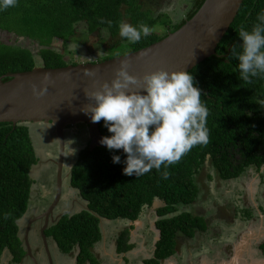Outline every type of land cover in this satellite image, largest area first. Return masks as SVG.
Returning a JSON list of instances; mask_svg holds the SVG:
<instances>
[{
	"label": "trees",
	"instance_id": "obj_1",
	"mask_svg": "<svg viewBox=\"0 0 264 264\" xmlns=\"http://www.w3.org/2000/svg\"><path fill=\"white\" fill-rule=\"evenodd\" d=\"M204 1L195 0L188 6L186 18L171 23L166 14H156L158 8L154 1L18 0L15 7L0 11V31L13 35L10 42L0 38V77L38 65H68L66 57L70 53L55 50L53 43L61 40L64 50L82 22L88 33L108 30L109 48L113 46L114 50L126 53L148 46L180 28ZM261 11H264V0H244L218 45L217 54L189 71L208 108L209 142L194 147L178 163L169 166L167 180L162 179L156 169L139 177L125 175L123 149L110 151L104 146L92 148L87 144L81 150L72 170L71 183L87 208L65 215L49 229L47 235L55 239L61 250L70 252L78 245L80 261L91 258L95 262L91 248L102 242L101 218L113 222L134 221L146 207H154L158 202L154 211L156 229H160L161 235L155 243L154 258L145 264H160L175 253L176 237L180 233L195 235L196 229L204 231L207 228L203 216L179 208L197 202L200 192L197 175L207 173L211 166L222 178L231 179L249 165L264 164V107L259 104L264 100V78H256L252 85H245L239 79V62L233 56V49L239 51L241 43L238 31L242 26L251 29L259 24L256 17ZM159 15H165V20ZM122 20L133 25H148L153 29L152 34L137 43L122 39L119 36ZM20 37L24 41H19ZM29 44L38 49H32ZM10 78L5 76L4 80ZM99 126L103 136L111 135L103 120ZM113 155H119L121 162L113 163ZM37 160L30 127L24 122L16 126L0 123V257L6 248L13 254L14 261H19L26 252L21 221L31 203L33 179L30 171ZM127 233L125 230L117 242L112 243L118 252L132 246L125 240Z\"/></svg>",
	"mask_w": 264,
	"mask_h": 264
},
{
	"label": "clouds",
	"instance_id": "obj_2",
	"mask_svg": "<svg viewBox=\"0 0 264 264\" xmlns=\"http://www.w3.org/2000/svg\"><path fill=\"white\" fill-rule=\"evenodd\" d=\"M17 2L0 0V11L15 7ZM256 20L260 23L251 29L240 28L239 51L233 49L239 62V79L245 85L264 78V11L257 14ZM152 31L145 24L133 25L126 20L119 23V36L132 43L147 38ZM84 74L94 76L95 71L86 68ZM133 85L141 90H130ZM46 91L47 85L33 86L37 97ZM85 94L94 101L86 113L93 123L103 120L111 133L103 136L100 143L110 151L123 149L126 154L125 175L139 177L156 169L167 180L169 166L178 163L194 147L209 142L207 105L193 74L184 69L160 68L140 78L130 74L127 59H121L111 83L105 81ZM259 104L264 107V100ZM112 159L113 163L121 162L119 155Z\"/></svg>",
	"mask_w": 264,
	"mask_h": 264
},
{
	"label": "flooded vegetation",
	"instance_id": "obj_3",
	"mask_svg": "<svg viewBox=\"0 0 264 264\" xmlns=\"http://www.w3.org/2000/svg\"><path fill=\"white\" fill-rule=\"evenodd\" d=\"M151 1L157 2V0ZM188 1V6H192L195 3V0ZM166 2V0H159L157 3H159V6H161ZM188 10L189 8L185 7V13L183 12L184 18H186ZM108 42L110 43V40ZM129 52L123 54H127ZM48 124L53 127L51 136H53L57 140L58 149L55 153L56 158H52L49 161L51 165H54L55 167L54 174L52 176L53 178L50 180V184H46L45 182L41 185V191L39 192V194L42 199L51 196V200L47 206H36L34 208L31 205L30 208H28L26 214L22 217L21 233L26 249V252L22 256V258L19 261H14L13 254L8 248H6L0 257V264H145L148 262V260L154 258L155 243L161 235L160 229H156L157 222H155L157 219V214L154 211V208L156 206H159L158 202H155L154 207H146L144 210L146 211V209H149L150 212L154 211L155 215L153 219L148 220L147 227L150 231L146 232L147 230H145L146 233L144 232L145 235L151 233V240H149L148 243L141 244L140 242H137L135 238L136 232L132 233V230L136 229V226H138L137 223H143L144 220H142V215L144 211L137 220L114 221L126 225V227H122L118 232L114 242H117L116 240H118L117 238L122 234V232L128 230V233L125 235V240H127L128 245H132L128 250H122L121 252H118L117 246L113 245L112 243L109 245L105 243L107 235L103 229V218H101L100 225L102 227L103 234L102 242L91 248L93 255L92 258L95 260V262H93L91 258H86L85 260H83V262H81L79 259V255H81V249L78 247V245L74 247L70 252H65L61 250V248L58 246V244L55 242V239L51 235H47L49 234V229L52 228L53 225L57 224L62 217L69 214H75L87 208V204L80 196L78 189L71 183V174L81 150L87 144H91V135L89 126L87 125L88 130H86L85 135L88 136V142L85 144V146L76 149L73 155V162L66 161L65 153L64 164L61 172V196L58 200L57 205L53 208L52 212L49 213V209L52 203L55 201L58 193L59 142L55 134V127L52 125V123ZM69 126H72V128L70 129V131H67ZM69 126H67L65 129V139L66 136L67 138L69 136L67 135L68 132L72 133V135L76 133V127L74 126V124ZM72 130L73 132H71ZM39 162L40 159L38 157L37 165H35L30 171V175L33 179L32 195L37 194L39 191L36 187L35 179V176L39 174L37 173L39 170ZM212 181H215L217 185L216 187L219 190L223 191V196L225 198L222 197L223 199H218L214 195L212 190ZM196 182L200 188L197 202L189 204L188 208L186 209L187 211H190L197 216H203L207 223V228L204 231L196 229L195 235L180 233L176 237L177 246L175 253L169 258L163 260L160 264H165L168 261L173 262V264H178L177 261L179 259L177 254L179 253H184L186 255V260L188 258H192V264H244L245 262L250 263V260L253 259V256H256L257 254L264 255V236L257 235L258 231H264V164H262L261 166H258L257 164L249 165L245 167V169L239 176L231 179L222 178L218 175L217 170L214 167L210 166L207 173L203 174L202 176H196ZM249 184L251 186V189H253L254 191L252 192L253 194H251V192L245 191L247 190V186H249ZM218 219H224L228 228L225 229L222 226H219L218 230H215L218 225ZM214 221L215 226H210ZM30 223L31 227L29 229L28 236L33 255L35 256L33 258L30 255H27V245L25 242V233ZM237 224H242L241 228L236 229ZM214 232L220 234V236H218L219 244H233V246H231L232 249H234V245L236 246L238 244L240 238L242 239L241 235L243 232H245V234L248 233L246 237L254 235L253 237H251V241H256L257 239L259 240V238L260 240L258 241V243H256V252L249 251L244 254L246 255L245 257H248V260H235L234 256L238 254V248L237 252L235 250L230 253L227 252V257L218 256V258L215 260V258L210 259V256L213 255L212 250H215L211 245L214 243ZM43 235H45L46 237L49 253L46 250V244ZM187 239L189 240L186 241ZM251 241L249 243H251ZM195 245H200V247L203 249L205 245L208 246V249H206V251L210 252L209 254L211 255L203 256L199 261H196V255L192 254L195 247H197ZM108 247H110L111 250H108ZM105 248H107V251L109 253L108 256H104L103 254V249Z\"/></svg>",
	"mask_w": 264,
	"mask_h": 264
},
{
	"label": "water",
	"instance_id": "obj_4",
	"mask_svg": "<svg viewBox=\"0 0 264 264\" xmlns=\"http://www.w3.org/2000/svg\"><path fill=\"white\" fill-rule=\"evenodd\" d=\"M243 1L205 0L197 12L180 28L148 46L127 54L102 61L68 64L60 67L38 65L31 70L0 77V123L8 122L16 126L20 122H45L52 123L55 127L59 142L58 193L49 213L57 205L61 196V172L66 153V127L76 123H85L89 126L91 147L104 146L100 143L103 137L100 122L93 123L90 115L85 111L90 104L94 103L88 99L85 91H91L105 81L111 83L121 59H127L130 74L140 78L145 73L160 68L169 71L192 70L205 59L217 54V47L235 20ZM86 68L93 69L95 75L86 76L84 74ZM5 76L11 78L4 80ZM34 85L38 88L47 85V91L37 97L33 94ZM130 90L141 89L133 85ZM30 227L31 223L25 233V242L27 255L33 258L35 256L28 236ZM253 236H245L241 241L249 244ZM43 238L49 253L45 235ZM244 254L238 252L235 260H248ZM250 261L244 264H264V255L257 254Z\"/></svg>",
	"mask_w": 264,
	"mask_h": 264
},
{
	"label": "rangeland",
	"instance_id": "obj_5",
	"mask_svg": "<svg viewBox=\"0 0 264 264\" xmlns=\"http://www.w3.org/2000/svg\"><path fill=\"white\" fill-rule=\"evenodd\" d=\"M146 1L150 2L151 0H146ZM158 1L159 0H157V2ZM166 1L167 2L161 6H159L160 2L159 3H157L156 1L154 2V4H157L155 6H157L158 8L156 11V14H161V13L166 14L167 16L170 17L171 23H177L182 18H184L185 7H188V4H189L188 0H166ZM158 17H161V20H165L166 18L165 15H159ZM82 23H80L79 27L77 28V33L71 37L69 43L67 44L64 50H63L64 43L61 40H57L53 43V48L55 50L60 51V52L64 51V53L65 52L70 53L66 57L68 64L102 61L110 55L117 53L116 56H119L123 54V53H120L121 50H114L112 48L113 46L109 48L110 45L108 41L110 38V35H109L110 33L108 32V30L88 33L86 29V24L84 22ZM163 31H165V29ZM0 38L4 41L10 42L12 41L13 35L11 33L8 34L7 32L0 31ZM18 40L24 41V38L20 37ZM29 45L34 50L38 49L35 45H31V44ZM37 57L40 59L39 56ZM24 123H26L30 127V133L32 136L33 144L38 154V157L40 159V162L38 165L39 170L37 172L39 174L35 176L36 187L39 191L37 194L32 195L30 206L32 205V207L34 208L36 206H39V207L47 206L51 200V196H49L48 198L42 199L40 197L39 192L41 191V185L45 182L46 184L47 183L50 184V180L53 178L52 176L54 174L55 167L54 165L52 166L49 161L52 158H56L55 153L57 152V149H58L57 140L53 136H51V131H53V127L50 126V124L45 123V122H24ZM74 126L76 127V133L72 135V133L68 132L67 134L69 135L68 138L66 136V161L67 162H73L74 160L73 155L76 149L85 146V144L88 142V136L85 135L86 130H88L87 124L76 123L74 124ZM71 128L72 126H69L67 131H70ZM71 132H73V130ZM216 186L217 185L215 181H212V190H213L214 195L218 199L222 197L225 198L223 196V191L219 190ZM245 191L251 192V194H253L252 192H254L253 189H251L250 184L249 186H247V190ZM188 206L189 204H183L179 206V208L181 211H187L186 208H188ZM142 216H143L142 220H144L143 223L142 224L137 223L138 226H136V229L132 230V233L136 232L135 234L136 241L140 242L141 244L148 243V241L151 240V233H149L148 235H145V233L150 231L147 227L148 220L153 219L155 215H154V211L150 212L149 209H146V211L143 212ZM218 220H219L218 225H217V228H215V230H218L219 226H222L225 229L228 228L224 219H221V220L218 219ZM214 224H215V221L212 222L210 226L214 227L215 226ZM241 226L242 224H237L236 229L241 228ZM122 227H126V225H123L122 223H119V222L118 223L110 222L107 220L103 221V229L107 235L106 242H105L107 245L115 241V238L117 237V234L121 230ZM145 230L147 231L145 232ZM247 234L243 232L241 235L242 238L245 237ZM257 235L264 236V231L263 232L258 231ZM218 236H220V234L214 232V243L211 244L213 246V249H215V250H212L213 255L209 254L210 252L206 251V249H208V246L205 245L203 249L200 247V245H195L197 247H195L194 252L192 254L196 255V261H199L200 258H202L203 256H208V255H211L210 259L215 258V260L218 258V256L227 257L226 256L227 252L230 253L233 250L237 252V248L239 249L238 252L242 254H244V252L246 253L249 251L254 252L256 250V243H258V241L260 240L259 238V240L257 239L256 241H251V243L247 244V243H243L240 238V240L238 241V244L236 246L234 245V249H232L231 246H233V244H224V243L219 244ZM188 240L189 239H187L186 241ZM108 250H111V248L108 247ZM201 253H202V256H201ZM177 256L179 259L177 261L178 264H192L191 263L192 258H188L186 260V255L184 253L183 254L179 253L177 254ZM194 264H197V263H194Z\"/></svg>",
	"mask_w": 264,
	"mask_h": 264
},
{
	"label": "crops",
	"instance_id": "obj_6",
	"mask_svg": "<svg viewBox=\"0 0 264 264\" xmlns=\"http://www.w3.org/2000/svg\"><path fill=\"white\" fill-rule=\"evenodd\" d=\"M103 251H104V253H103L104 256H108L109 253H108V251H107V248L103 249ZM165 264H173V262H169V261H168V262L165 263Z\"/></svg>",
	"mask_w": 264,
	"mask_h": 264
}]
</instances>
